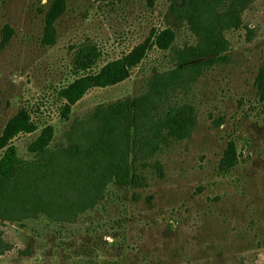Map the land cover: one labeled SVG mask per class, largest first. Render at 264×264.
<instances>
[{
    "label": "rangeland",
    "instance_id": "rangeland-1",
    "mask_svg": "<svg viewBox=\"0 0 264 264\" xmlns=\"http://www.w3.org/2000/svg\"><path fill=\"white\" fill-rule=\"evenodd\" d=\"M174 0H0V141L9 122L33 132L10 139L18 158L47 127L48 148L97 107L144 95L196 40ZM224 60L156 102L158 115L190 106L181 140L162 132L131 161L134 185L110 182L73 222L43 214L0 223V264H264V0H250L225 31ZM93 45L95 66L78 72L74 52ZM131 54L122 81L95 87L74 104L62 92ZM67 106V107H66ZM144 136L143 133H140ZM4 149H0V158ZM131 158V157H130Z\"/></svg>",
    "mask_w": 264,
    "mask_h": 264
},
{
    "label": "trees",
    "instance_id": "trees-1",
    "mask_svg": "<svg viewBox=\"0 0 264 264\" xmlns=\"http://www.w3.org/2000/svg\"><path fill=\"white\" fill-rule=\"evenodd\" d=\"M249 2L174 0L173 12L186 22L196 44L176 52L175 68L155 76L144 95L97 107L87 119L73 122L66 134V147L48 148L52 131L47 127L26 147L34 159L18 158L10 139L35 128L20 116L13 118L0 141V149H4L0 158V223L20 222L39 214L54 222H73L77 214L103 198L108 183L134 185L138 179L131 161L137 153L156 147L163 131L181 140L194 127L192 107H170L158 115L156 102L175 87L193 81L202 66L224 60L228 42L223 33L238 28L240 13ZM99 55L93 45L78 48L73 56L74 70L92 69ZM131 56L106 64L95 75L82 76L61 97L72 105L91 88L122 81L134 63ZM4 245L0 231V254Z\"/></svg>",
    "mask_w": 264,
    "mask_h": 264
}]
</instances>
